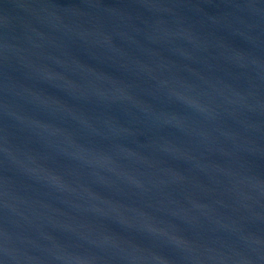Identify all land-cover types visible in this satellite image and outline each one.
I'll list each match as a JSON object with an SVG mask.
<instances>
[{
	"label": "water",
	"instance_id": "1",
	"mask_svg": "<svg viewBox=\"0 0 264 264\" xmlns=\"http://www.w3.org/2000/svg\"><path fill=\"white\" fill-rule=\"evenodd\" d=\"M0 264H264V0H0Z\"/></svg>",
	"mask_w": 264,
	"mask_h": 264
}]
</instances>
